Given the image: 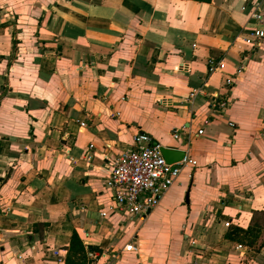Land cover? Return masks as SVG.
<instances>
[{
	"label": "crops",
	"instance_id": "1",
	"mask_svg": "<svg viewBox=\"0 0 264 264\" xmlns=\"http://www.w3.org/2000/svg\"><path fill=\"white\" fill-rule=\"evenodd\" d=\"M253 27L264 0H0V264H64L73 231L86 264H264L224 237L264 212ZM136 130L187 162L141 219L105 185Z\"/></svg>",
	"mask_w": 264,
	"mask_h": 264
},
{
	"label": "built area",
	"instance_id": "2",
	"mask_svg": "<svg viewBox=\"0 0 264 264\" xmlns=\"http://www.w3.org/2000/svg\"><path fill=\"white\" fill-rule=\"evenodd\" d=\"M250 17L259 22L261 14L254 11ZM240 37L253 50L259 47L264 38V29L253 27L250 32ZM224 66L223 60H208L209 73L222 70ZM227 84H230L228 79ZM192 94L193 92L190 96ZM226 103L223 98H219L217 102L220 107H224ZM201 132L202 130H198V133ZM186 163V159L167 162L162 155L160 143L147 132L136 130L131 135L128 147L114 156L108 164L105 185L111 189L109 208L120 211L129 218H144L157 205L162 194L174 182ZM105 214L106 212H100L101 216ZM224 225L228 226L229 222H224ZM122 249L134 251L133 241L125 244Z\"/></svg>",
	"mask_w": 264,
	"mask_h": 264
},
{
	"label": "trees",
	"instance_id": "3",
	"mask_svg": "<svg viewBox=\"0 0 264 264\" xmlns=\"http://www.w3.org/2000/svg\"><path fill=\"white\" fill-rule=\"evenodd\" d=\"M196 1L208 2L209 0ZM256 214H264V212L254 211L250 223L245 228L236 225L229 226L224 233V237L258 251L264 244V221L262 223L254 221ZM90 247L85 246L73 231L66 248L64 264H86V250H89Z\"/></svg>",
	"mask_w": 264,
	"mask_h": 264
},
{
	"label": "water",
	"instance_id": "4",
	"mask_svg": "<svg viewBox=\"0 0 264 264\" xmlns=\"http://www.w3.org/2000/svg\"><path fill=\"white\" fill-rule=\"evenodd\" d=\"M162 155L167 162H175L182 159L184 152L180 150H175L172 147H163Z\"/></svg>",
	"mask_w": 264,
	"mask_h": 264
},
{
	"label": "rangeland",
	"instance_id": "5",
	"mask_svg": "<svg viewBox=\"0 0 264 264\" xmlns=\"http://www.w3.org/2000/svg\"><path fill=\"white\" fill-rule=\"evenodd\" d=\"M254 221L262 223L264 221V214H256L254 216ZM229 226H232V225H230V223H229L228 227ZM228 227L226 226V228H228Z\"/></svg>",
	"mask_w": 264,
	"mask_h": 264
}]
</instances>
